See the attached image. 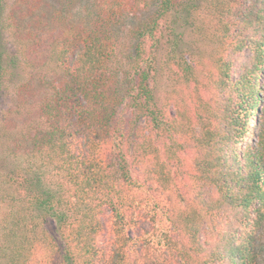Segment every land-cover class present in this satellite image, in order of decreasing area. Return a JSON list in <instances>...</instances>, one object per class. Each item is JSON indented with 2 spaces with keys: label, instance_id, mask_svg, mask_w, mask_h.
<instances>
[{
  "label": "trees",
  "instance_id": "obj_1",
  "mask_svg": "<svg viewBox=\"0 0 264 264\" xmlns=\"http://www.w3.org/2000/svg\"><path fill=\"white\" fill-rule=\"evenodd\" d=\"M12 2L0 0V96L5 33L27 75L18 93L58 90L0 114V264H264V0H88L77 20ZM151 4L125 50L121 18ZM181 19L214 52V81L173 39L163 64L183 72V94L160 105L161 31Z\"/></svg>",
  "mask_w": 264,
  "mask_h": 264
},
{
  "label": "rangeland",
  "instance_id": "obj_2",
  "mask_svg": "<svg viewBox=\"0 0 264 264\" xmlns=\"http://www.w3.org/2000/svg\"><path fill=\"white\" fill-rule=\"evenodd\" d=\"M12 1L13 0H5L6 10H9L11 3H13ZM87 1L88 0H49V3L53 4V7H60L58 10L61 9L62 5H66V13L65 15L62 14V16H70L69 19L77 20L79 16H83V14L86 12L85 5L87 4ZM154 7L155 6L151 4L148 8H141L139 11H137L136 14L131 13L121 18V23L116 28L115 32L118 33L117 36H119L120 42L123 44V48L125 50L134 49V46L137 44L140 38H133L132 32L136 28L138 23L140 24V22L144 20L149 15V13L155 9ZM60 12L62 13L63 11ZM182 23V19L176 22L173 31L174 35L171 34V32L167 28H164L161 31L162 39H160L161 41L159 42L158 46L157 62L152 69V76L154 78L151 82L152 85H154L155 87V95L160 105L166 101L169 102V100L173 98L180 99L181 95L183 94L182 85L185 81L183 78V72L181 73L178 68H170L167 67V65L163 64V57L167 53L169 42H171L173 39L177 41L179 50L181 48L187 49V53H185V59L187 60V62L191 64H194L196 62L195 64L198 68V73L196 74V77L208 85L212 84V82L214 81L216 62L213 58H211V55L214 54V52H210L211 48L206 46L201 40V34L199 33V30L194 28L193 25H182ZM162 27L165 26L162 25ZM39 35L43 40L45 39V37H47V31L39 32ZM3 42L6 43L7 48V54H5L3 57V64L8 66L11 72H9L8 76L4 77V82L2 83V95L0 96V114L2 112L5 113V110H7L9 106H11L10 104L12 99L16 100L17 98L19 102H24L30 105L34 104V102H38L40 98L42 99L48 95H53V92H56L58 90L53 87H51V89L45 87V90L42 86L36 84L35 89H33L32 93L19 94L18 87L21 83L26 80L27 75H24L23 70L17 69L13 64L9 63L10 57L8 54L11 50V46L9 45L11 43V40L7 33L4 34ZM147 43L149 44V41ZM198 50L200 51V54H197ZM121 56L124 59V55ZM19 59V56H17L16 60L18 61V63ZM234 59L235 65H240V59ZM201 62L204 63L202 64ZM37 72L45 73V68H40L35 71V73ZM58 77L61 78L60 75L51 76V80L54 84H59ZM188 97L189 96L186 94V97L184 99L188 100ZM22 98H25V100L21 101ZM187 102H189V100ZM195 154L196 151L192 147H189L185 151L180 152L181 161L183 162L182 164H184V166L189 170L193 165ZM132 169V173L134 176L137 175L140 178L143 177V170H140L139 167L134 166L132 167ZM181 182L182 183L180 184V187L178 189L188 194L187 196H190L192 194V189L190 187V175L186 174L181 176ZM207 188L209 187L207 186ZM209 195L211 197H216L217 193L214 189H211V193L209 192ZM200 237L201 240L206 239L210 242H213L215 239V235L213 233L203 232L200 234Z\"/></svg>",
  "mask_w": 264,
  "mask_h": 264
}]
</instances>
